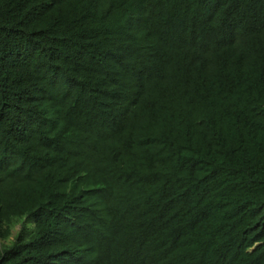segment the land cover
<instances>
[{"label": "trees", "instance_id": "trees-1", "mask_svg": "<svg viewBox=\"0 0 264 264\" xmlns=\"http://www.w3.org/2000/svg\"><path fill=\"white\" fill-rule=\"evenodd\" d=\"M0 264H264V0H0Z\"/></svg>", "mask_w": 264, "mask_h": 264}, {"label": "rangeland", "instance_id": "rangeland-1", "mask_svg": "<svg viewBox=\"0 0 264 264\" xmlns=\"http://www.w3.org/2000/svg\"><path fill=\"white\" fill-rule=\"evenodd\" d=\"M32 229L33 225L29 222H26L24 219L18 221L17 224L11 229V237L6 242V244H13V241L16 239L17 235L21 232L23 228Z\"/></svg>", "mask_w": 264, "mask_h": 264}]
</instances>
